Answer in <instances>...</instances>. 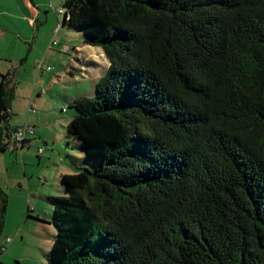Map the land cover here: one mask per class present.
I'll return each instance as SVG.
<instances>
[{
	"label": "trees",
	"instance_id": "trees-1",
	"mask_svg": "<svg viewBox=\"0 0 264 264\" xmlns=\"http://www.w3.org/2000/svg\"><path fill=\"white\" fill-rule=\"evenodd\" d=\"M62 8L109 65L68 103L86 162L46 199L47 264H264V0ZM14 91L0 75V154L30 148H9Z\"/></svg>",
	"mask_w": 264,
	"mask_h": 264
},
{
	"label": "rangeland",
	"instance_id": "rangeland-1",
	"mask_svg": "<svg viewBox=\"0 0 264 264\" xmlns=\"http://www.w3.org/2000/svg\"><path fill=\"white\" fill-rule=\"evenodd\" d=\"M63 2L0 0V75L15 84L8 124L32 130L29 149L0 154V190L7 196L0 243L9 240L0 248V264H47L55 228L46 199L62 197L60 175L77 173L86 162L65 129L73 114L68 103L93 97L91 70L79 61L94 60L87 58L91 46L83 43L82 34L61 26ZM53 39L57 44L50 47Z\"/></svg>",
	"mask_w": 264,
	"mask_h": 264
},
{
	"label": "crops",
	"instance_id": "crops-1",
	"mask_svg": "<svg viewBox=\"0 0 264 264\" xmlns=\"http://www.w3.org/2000/svg\"><path fill=\"white\" fill-rule=\"evenodd\" d=\"M28 6H29L30 10H32V11L34 10L29 5V2H28ZM34 14H36V13L34 12ZM52 35H53V38H55L54 34H52ZM67 47L68 46L65 47V50L64 51H66ZM88 49H90V52H89V56L87 58L93 59L94 60V63L91 62L90 64H86V62H83V61H79V63L81 65H84L86 68H89L91 70L90 71V74L92 75V79H93L94 84H95V82L98 80V78H101L103 76L102 74L101 75L99 74L100 73V70L99 69H103L104 72H106L109 64H108L107 60L104 58L105 56H104L103 52L100 50V48H98V47H91L90 48L89 47ZM95 59L98 60L99 63L98 62H95ZM103 65H105V66H103ZM104 72H103V74H104ZM10 81H11V84H12L11 78H10ZM27 140H28V138H27ZM28 141H30V140H28ZM5 242H1L0 243V248H1V246H4V243ZM9 252H10V249L8 251V254H9ZM2 256H3V252L0 249V260L2 259Z\"/></svg>",
	"mask_w": 264,
	"mask_h": 264
},
{
	"label": "built area",
	"instance_id": "built-area-1",
	"mask_svg": "<svg viewBox=\"0 0 264 264\" xmlns=\"http://www.w3.org/2000/svg\"><path fill=\"white\" fill-rule=\"evenodd\" d=\"M59 13L63 15L65 13V10L62 9L61 12H59ZM57 32H58V27H56L54 29V34H56ZM56 44H57V40L53 39L52 41H50L49 46L52 47ZM41 68H42V66H40V69ZM42 69H44V68H42ZM48 70H50V67L45 68V71H48ZM29 111L34 112L33 109H30ZM31 133H32V130L30 128H26V126L22 127V128H17L15 130L14 134L12 135L11 139H10L9 148L11 150L18 148L20 143L23 142L24 139L25 140L27 139V134H31ZM41 152H42V150L39 148L38 153L40 154ZM5 241H7L9 243L8 238Z\"/></svg>",
	"mask_w": 264,
	"mask_h": 264
}]
</instances>
